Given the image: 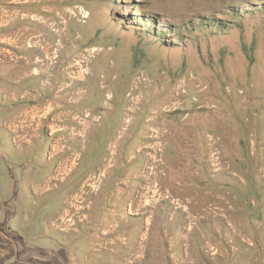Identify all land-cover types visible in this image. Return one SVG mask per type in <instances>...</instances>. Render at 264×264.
Wrapping results in <instances>:
<instances>
[{
	"label": "rangeland",
	"instance_id": "1",
	"mask_svg": "<svg viewBox=\"0 0 264 264\" xmlns=\"http://www.w3.org/2000/svg\"><path fill=\"white\" fill-rule=\"evenodd\" d=\"M0 52V153L9 156H0V199L13 200L15 207L0 209V264H54L47 248L56 249L63 234L51 228L50 219L69 197L80 211L108 201L107 174L118 170L115 179L122 178L121 153L133 146L132 138L148 146L138 150L148 158V173L132 176L134 194L141 199L149 188V197L166 204L164 215L185 221V233H198L195 264H264V240L232 237L233 226L224 217L229 186L250 196L258 190L264 198V0H0ZM6 54L29 59L4 62ZM27 60L30 72L38 60L37 67L55 66L47 74L52 87L44 75L20 79L25 74L18 76L17 67ZM77 60L82 64L69 66ZM68 71L78 73L72 77ZM85 89L80 103L71 95L53 98ZM137 96L136 113L129 99ZM50 103L55 110L43 118ZM81 105L88 107L78 110ZM69 111L90 112L86 137L50 133V125H78L69 115L66 122L53 118ZM126 117L132 122L120 133ZM93 132L99 141L79 162L82 155L74 151ZM95 150L103 172L90 175L79 192ZM184 163L193 164L196 179L180 174ZM50 171L51 183L68 181L42 195L32 193L40 174ZM181 180L192 188L175 187L170 197L168 187ZM130 186L119 191V201L129 196L124 194ZM233 195L249 207L244 194ZM257 213L263 221L264 208ZM183 239L173 245L177 254L188 244ZM167 247L166 242V253L172 251Z\"/></svg>",
	"mask_w": 264,
	"mask_h": 264
},
{
	"label": "crops",
	"instance_id": "2",
	"mask_svg": "<svg viewBox=\"0 0 264 264\" xmlns=\"http://www.w3.org/2000/svg\"><path fill=\"white\" fill-rule=\"evenodd\" d=\"M92 127L93 130L94 125H92ZM1 133L2 132H0V135ZM93 134L88 140H85L84 138L85 142L83 140L81 144V151H74L75 155L77 153V155H82L79 162H81L84 157L83 151L86 150L93 141H99L98 138H94L98 137V135H95L94 132ZM136 140H133L132 138L131 143L133 146L127 147L121 153V163L125 169L124 171H119L123 174L122 178L119 181H116L115 176L119 174L118 170L114 171L115 174L114 172L107 174V179L110 177L111 180H106L104 186L106 187L108 184L109 187H107V190L109 193L112 192L108 201L97 203L96 207L91 210L80 211L78 209L80 204L78 202L76 203L72 197H69L67 200L63 201V207L57 209L50 219L51 222H49L51 228L58 230L63 234L59 246L56 249H51L50 247L47 248L49 251L48 254L53 257L54 264H97L94 262H98V264L196 263V242L198 233H190L189 231L188 233H185V231H183V228L186 227L185 221L178 217L169 218L164 215L166 204L161 202L158 197H149V195H147L149 188L143 193L144 196L141 197L142 194L140 195L141 199L134 194L135 190L133 187L136 185L130 181L132 176L134 174L141 175L144 172H146V174L148 173V169L145 167L148 158L144 154H138V150L143 147L147 149L148 146L146 143H143V140H139L138 142H136ZM0 141L2 142L1 138ZM155 145L156 143L152 144L154 150L156 149ZM127 149L130 151L125 155L124 152ZM94 152H96V150L91 153L94 160L89 162L86 168L88 169L87 172L80 179L82 182L80 183L79 192L83 190L82 187L84 186V181L87 180L90 175L99 177L103 172L99 164L96 163L99 154ZM155 155L156 154L153 156ZM0 156H6L9 158L6 152L0 153ZM126 161L129 165H127L128 163H126ZM37 165L41 167V165ZM192 165V163H184L180 168V174H188L196 179V171H194ZM43 169L45 170V168ZM96 169L101 172L99 174H97V172L95 173L94 170ZM38 171L40 172V170ZM40 177H42V180L34 184L33 189H30L32 193H36L38 196L47 193L48 191L59 189V187L68 181H62L59 184L56 182L51 183V177H53L51 171L45 174L41 173ZM80 180H78L76 184H78ZM92 181H94V179H91V181L88 182L90 183ZM113 182H115V186L110 184ZM124 182L125 185L121 186L120 184H124ZM165 182L166 181H163V183ZM128 183L131 185L130 191H128L127 194H124V196H129L126 199L119 201L117 199L118 193L119 191L126 189ZM26 184L27 186L32 185L29 180L26 181ZM172 184L174 187L171 185V187H168V190L171 188L173 192L175 187L192 188V185L178 186L176 183ZM70 190L71 189L69 188H65L64 191L68 192ZM86 190L91 191V188L87 186ZM192 191L193 193L195 192L194 190ZM224 192L227 196H231V199H226L224 196V200H226V202H224V217L233 226L232 229L234 230H231L230 228L228 229V232L231 230L232 233H230L232 237L236 239H251V236L258 235L261 240H264L261 235L264 230V227H262L264 225V220L262 221V217L257 213L261 211V208H264V198L262 199V197H260L261 194L256 195V193L259 194L260 191H254V195L252 194L250 196L247 191H241L237 186H229ZM234 192H238L241 195L244 194L247 199L249 198L250 205L248 208L244 202H240L238 195L236 198L234 197ZM172 195H174V193H172ZM145 196H148L149 198ZM133 199H135V202L131 204ZM51 200L52 198L49 197L48 202ZM203 200L206 201V197H204ZM12 201H10L11 203H6L0 199L1 211L6 213L8 210H15ZM250 201H252V204ZM72 205H76V207ZM186 207L187 206L182 209H186ZM251 208H253L252 210L254 211H251ZM43 209L45 208L43 207ZM181 213L184 214L185 212H179V214ZM205 215L209 216L211 214L209 213ZM32 216L34 217V215ZM9 217H11V214ZM58 218L59 220H56ZM205 219H208L210 226H212V219ZM210 228L211 227H209V230H211ZM193 230L196 229L194 228ZM249 230H252V234H249ZM207 233L210 235V232L206 229L205 235ZM185 237L187 238L188 244L185 249L179 250V253L177 254L175 252L176 249H173V245L177 240H185L183 239ZM166 242L168 243V250H172L168 253L165 252ZM89 256L95 257L94 260L90 261ZM56 258H59L60 263L56 262Z\"/></svg>",
	"mask_w": 264,
	"mask_h": 264
},
{
	"label": "bare ground",
	"instance_id": "3",
	"mask_svg": "<svg viewBox=\"0 0 264 264\" xmlns=\"http://www.w3.org/2000/svg\"><path fill=\"white\" fill-rule=\"evenodd\" d=\"M4 16V15H3ZM5 17V16H4ZM4 20V19H3ZM10 20V19H9ZM7 22V21H6ZM8 22H11V21H8ZM18 41H19V38H18ZM21 46V48H25L26 47V44H22V45H20ZM1 53V52H0ZM5 57V60H2V61H4V62H12V61H18L20 58H24V59H29V57H24V56H21V57H18V59L16 60V58H14V57H11L10 58V56L9 55H5L4 56ZM8 57L10 58V59H8ZM82 62V60H77L74 64L73 63H71V64H69V66L70 67H76L77 66V64H82L81 63ZM40 63H42V61H40V60H38V61H36V63L35 64H37V65H39ZM60 63V62H59ZM30 64H32V62H31V60H27L26 61V65H18L19 67H17V69H18V71H19V73H18V76H19V74H21L22 72H24V76L23 77H21L20 79H24V78H26L25 76H29V74L31 75V76H38V75H44V76H46L47 77V79H46V85H48V86H53V82H52V78L51 77H49V76H47V74H49L50 75V70H54V65H52V64H48L47 63V65H41V66H38L37 67V65L32 69V71L30 72L29 71V68H28V66H30ZM21 69V70H20ZM14 70H16V69H14ZM17 71V70H16ZM14 73V72H13ZM68 73H70L69 75H72V77H76V75H77V71H68ZM86 73V72H85ZM52 74V73H51ZM80 74L83 76V78L84 79H87V76L83 73V72H80ZM89 74H90V72H89ZM19 78L17 79V81H21ZM88 93V89H85L84 91H79V92H69V93H67V94H59V95H55L54 97L53 96H51V97H53L54 98V100H57V98H59V97H65V96H70L71 95V97L72 98H74L75 99V101H76V103H80V102H83L85 99H86V96L84 95V94H87ZM89 96H91V95H89ZM111 96V95H110ZM98 98H99V95L97 96ZM112 98H114V95L112 94ZM63 100V99H62ZM130 101H132L133 102V105L131 106V107H133V109H134V112H138V107L136 106V104H139V102H140V100L138 99V96H137V98L135 97V98H131V99H129ZM38 107V106H37ZM85 107H88V105H81L79 108H78V110H81V109H83V108H85ZM25 108V107H24ZM28 109V108H27ZM32 109V108H31ZM24 110H26V109H24ZM33 110H35V109H33ZM53 110H55V108H54V105H52V103H50V104H47V105H45L44 107H43V114H42V117L43 118H46V119H48V117H49V115H50V113L51 112H53ZM82 111V110H81ZM40 112V111H39ZM22 115V114H21ZM70 116V119H73V120H75L76 121V123L78 124L77 126H69V125H66V124H62V125H59L58 127L57 126H53V125H50V128H51V130H50V133L51 134H53V133H55V132H57L58 130H61L62 132H69L70 134H71V136L73 135V134H82L83 136H87V134H88V129H89V126H88V117L90 116V112H87V113H83V115H82V113H76V114H72V112H61V113H59V114H57V115H55L53 118H58V119H60L62 122H66V121H68L69 119L68 118H64V116ZM23 116V115H22ZM130 117V116H129ZM127 118L125 121H124V123H125V126H124V128L122 129V127H123V123H122V125H121V128H120V130H119V132L120 133H124L127 129H129V128H127V123H130V122H132V119L131 118ZM54 123V122H53ZM71 130V131H70ZM168 132V131H167ZM127 134V133H126ZM131 134V133H130ZM118 135H119V133H118ZM121 136V134L119 135V137ZM128 136H129V134H128ZM166 135H164V137H165ZM119 137H118V139H119ZM158 137H162V134L160 133H158ZM163 138V137H162ZM207 138H209L208 140H212L213 139V137H211L210 135H209V137L207 136ZM122 139H123V136H122ZM121 139V140H122ZM116 140V139H115ZM114 140V141H115ZM207 140V139H206ZM119 141H120V139H119ZM123 141V140H122ZM220 141V140H219ZM116 142V141H115ZM114 142V143H115ZM208 144V143H207ZM158 146H161L160 144H158ZM114 148V147H113ZM119 149V148H118ZM158 150L159 151H162V147L161 148H159L158 147ZM218 150V149H217ZM212 151V150H211ZM115 152H116V150H113V151H111V154H115ZM119 152V151H118ZM78 154V153H77ZM119 154V153H118ZM112 157V156H111ZM116 160V159H115ZM111 162V161H110ZM109 162V163H110ZM112 164H113V162H111ZM107 165H109V164H107ZM116 165V164H115ZM115 167V166H114ZM111 168V167H110ZM113 168V167H112ZM110 170V169H109ZM108 171V170H107ZM157 173V172H156ZM159 173V172H158ZM155 174V173H154ZM162 174V173H161ZM159 177H162V176H160L159 175ZM156 178V177H155ZM157 178H158V176H157ZM156 181V180H155ZM158 181V180H157ZM159 181H160V179H159ZM161 181H162V179H161ZM161 183H163V182H161ZM164 185H165V183H163ZM162 184V185H163ZM176 185H178V186H191V184L190 183H184V181H182V182H179V183H176ZM92 187V186H91ZM166 187V186H165ZM161 188H163V187H161ZM160 188V189H161ZM158 189V191H159V188H157ZM168 193H169V196L171 197V195H172V193H174L173 192V190L171 189V188H169V190L167 191ZM160 193V192H159Z\"/></svg>",
	"mask_w": 264,
	"mask_h": 264
}]
</instances>
